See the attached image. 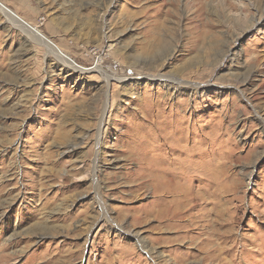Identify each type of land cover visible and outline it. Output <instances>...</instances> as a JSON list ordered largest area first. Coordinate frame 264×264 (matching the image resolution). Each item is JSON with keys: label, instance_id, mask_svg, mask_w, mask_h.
I'll use <instances>...</instances> for the list:
<instances>
[{"label": "rangeland", "instance_id": "374dc122", "mask_svg": "<svg viewBox=\"0 0 264 264\" xmlns=\"http://www.w3.org/2000/svg\"><path fill=\"white\" fill-rule=\"evenodd\" d=\"M0 4V264H264V0Z\"/></svg>", "mask_w": 264, "mask_h": 264}, {"label": "bare ground", "instance_id": "6f19581e", "mask_svg": "<svg viewBox=\"0 0 264 264\" xmlns=\"http://www.w3.org/2000/svg\"><path fill=\"white\" fill-rule=\"evenodd\" d=\"M8 11V10H7ZM7 11L4 9V8H2L1 6H0V12H2V13H4V14H7ZM27 30H30V31H33L32 29H30V28H27ZM38 37L40 38V36L38 35ZM43 42H45V41H43ZM47 45H48V47L52 50V51H54L53 50V47L48 43V42H45ZM55 46V45H54ZM57 51L59 50V49H57V47L55 48ZM60 51V50H59ZM61 52V51H60ZM59 53V52H58ZM62 53V52H61ZM63 54V53H62ZM64 55V54H63ZM256 60V59H255ZM99 63L96 65L97 66V68H96V71H100V68H99ZM68 67H71L72 69H76V68H74V66H73V64L72 63H68ZM79 71H83V69L81 70H78V72ZM108 78H111V77H113V76H107ZM194 90V89H193ZM197 90V89H196ZM262 122H263V119H262ZM262 124H264V123H262ZM174 128V127H173ZM177 129V128H176ZM170 130V129H169ZM158 133L157 134H159L160 136H159V138L163 141V143L164 144H167L168 143V140L171 138V136H172V132H167L166 130H158L157 131Z\"/></svg>", "mask_w": 264, "mask_h": 264}, {"label": "water", "instance_id": "95a60500", "mask_svg": "<svg viewBox=\"0 0 264 264\" xmlns=\"http://www.w3.org/2000/svg\"><path fill=\"white\" fill-rule=\"evenodd\" d=\"M0 6L2 7V8H4L5 10H7L2 4H0ZM9 13H11L10 11H8ZM12 15H13V13H11ZM15 16V15H14ZM21 21V20H20ZM21 22H23V21H21ZM25 24V23H24ZM49 42V44H52L50 41H48ZM53 45V44H52ZM54 46V45H53ZM55 47V46H54ZM56 48V47H55ZM58 52H59V54L61 55V57H63L64 59H66V60H69V62H71L72 64H73V66L74 67H76L77 68V66L75 65V63L73 62V61H71V59H69L68 57H66L65 55H63L59 50H58Z\"/></svg>", "mask_w": 264, "mask_h": 264}]
</instances>
